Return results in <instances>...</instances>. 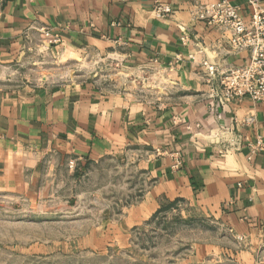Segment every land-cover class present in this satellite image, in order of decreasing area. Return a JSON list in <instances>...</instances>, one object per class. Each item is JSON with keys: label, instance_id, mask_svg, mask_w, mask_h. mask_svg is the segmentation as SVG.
Listing matches in <instances>:
<instances>
[{"label": "crops", "instance_id": "1", "mask_svg": "<svg viewBox=\"0 0 264 264\" xmlns=\"http://www.w3.org/2000/svg\"><path fill=\"white\" fill-rule=\"evenodd\" d=\"M211 1L0 0V67L36 50L45 28L60 38L44 42L49 53L117 55L137 71L156 70L170 96L87 81L1 82L0 194L32 198L63 163L129 151L142 157L148 186L125 207L128 226L163 204H183L218 219L236 239H264V149L254 146L264 145V101L224 99L218 81H206L204 60L220 69L249 62L247 51L231 49L227 29L194 17ZM230 1L248 21L252 0ZM157 4L171 11L157 16Z\"/></svg>", "mask_w": 264, "mask_h": 264}, {"label": "rangeland", "instance_id": "2", "mask_svg": "<svg viewBox=\"0 0 264 264\" xmlns=\"http://www.w3.org/2000/svg\"><path fill=\"white\" fill-rule=\"evenodd\" d=\"M38 44L20 62L0 67V83L87 81L170 97L156 70L137 71L114 54L49 53ZM141 158L128 151L66 162L49 173L41 195L0 194V264H264V239H236L218 219L183 204H163L144 222L125 224V207L148 186Z\"/></svg>", "mask_w": 264, "mask_h": 264}, {"label": "built area", "instance_id": "3", "mask_svg": "<svg viewBox=\"0 0 264 264\" xmlns=\"http://www.w3.org/2000/svg\"><path fill=\"white\" fill-rule=\"evenodd\" d=\"M248 21L238 12L236 4L230 0H214L198 6L194 17L207 25L221 26L230 32L229 44L235 52L247 51L249 62L244 65L220 69L203 61L206 81L216 86L218 95L224 99L249 97L253 102L264 101V9L259 0L251 1ZM155 15L163 16L171 10L167 5L157 4L153 9ZM40 35L46 44L59 42L57 34L40 28ZM251 117L246 119L250 122ZM256 149H264L259 141ZM160 149H156L159 152Z\"/></svg>", "mask_w": 264, "mask_h": 264}, {"label": "trees", "instance_id": "4", "mask_svg": "<svg viewBox=\"0 0 264 264\" xmlns=\"http://www.w3.org/2000/svg\"><path fill=\"white\" fill-rule=\"evenodd\" d=\"M158 211H159V210H158ZM158 211H157V212H158ZM157 212H156V213H157ZM156 213H155V214H156ZM155 214H154V215H155Z\"/></svg>", "mask_w": 264, "mask_h": 264}]
</instances>
